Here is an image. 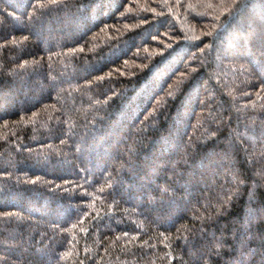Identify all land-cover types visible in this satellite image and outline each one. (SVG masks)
I'll return each mask as SVG.
<instances>
[{"label":"trees","instance_id":"16d2710c","mask_svg":"<svg viewBox=\"0 0 264 264\" xmlns=\"http://www.w3.org/2000/svg\"><path fill=\"white\" fill-rule=\"evenodd\" d=\"M240 259L264 264V0H0V264Z\"/></svg>","mask_w":264,"mask_h":264},{"label":"snow or ice","instance_id":"6c2138e0","mask_svg":"<svg viewBox=\"0 0 264 264\" xmlns=\"http://www.w3.org/2000/svg\"><path fill=\"white\" fill-rule=\"evenodd\" d=\"M243 259V258H242ZM244 260V259H243ZM239 264H241V259H240V261H239Z\"/></svg>","mask_w":264,"mask_h":264}]
</instances>
